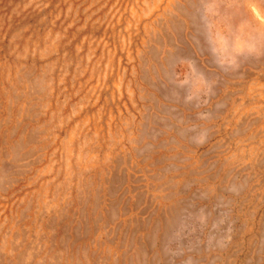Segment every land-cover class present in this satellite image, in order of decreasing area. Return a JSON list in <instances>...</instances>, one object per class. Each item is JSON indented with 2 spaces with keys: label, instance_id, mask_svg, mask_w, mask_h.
<instances>
[{
  "label": "rangeland",
  "instance_id": "374dc122",
  "mask_svg": "<svg viewBox=\"0 0 264 264\" xmlns=\"http://www.w3.org/2000/svg\"><path fill=\"white\" fill-rule=\"evenodd\" d=\"M0 264H264V0H0Z\"/></svg>",
  "mask_w": 264,
  "mask_h": 264
}]
</instances>
